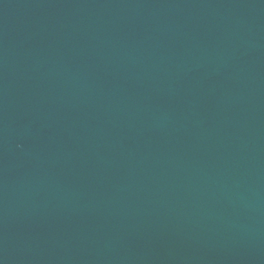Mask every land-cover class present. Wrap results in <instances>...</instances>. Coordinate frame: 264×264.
<instances>
[{"label":"water","instance_id":"1","mask_svg":"<svg viewBox=\"0 0 264 264\" xmlns=\"http://www.w3.org/2000/svg\"><path fill=\"white\" fill-rule=\"evenodd\" d=\"M0 264H264V0H0Z\"/></svg>","mask_w":264,"mask_h":264}]
</instances>
